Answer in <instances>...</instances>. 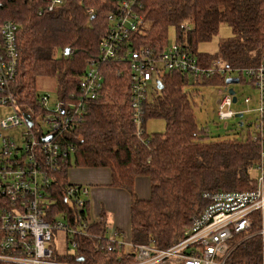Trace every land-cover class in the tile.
I'll return each mask as SVG.
<instances>
[{"label": "trees", "instance_id": "obj_1", "mask_svg": "<svg viewBox=\"0 0 264 264\" xmlns=\"http://www.w3.org/2000/svg\"><path fill=\"white\" fill-rule=\"evenodd\" d=\"M118 1L64 0L50 12L46 0H0V25L12 21L18 26L17 76L11 92L32 123L44 118L47 111L37 89L38 78L55 79L58 100L80 94L79 82L89 64L100 62L108 16ZM135 10L141 16L133 37L136 49L149 47L160 53L169 44L168 33L173 29L176 41L207 63L220 59L232 68L251 69L259 67L264 58V0H138ZM222 23L230 26L232 37L219 45L216 55L199 53V44L211 41ZM100 71L104 80L99 97L85 102L83 116L74 121L72 130L64 132L61 143L68 151L74 148L71 167L106 168L111 173L110 186L129 194V231L116 230L128 241L167 249L184 237L210 205L204 195L257 188L253 172L261 163L264 138L257 140L253 134L246 139L208 140L195 117L194 97L199 86L189 90L187 75L168 74L163 88L153 93L145 107L144 129L148 120L162 118L165 131L148 134L145 129L138 137L132 119L129 67L116 60L100 66ZM202 85L223 87L225 78L217 76ZM56 177L52 195L58 202L49 214L64 218L67 213L80 225L78 216L85 218L86 210L90 215L89 201L81 215H75L64 200L73 185L67 171ZM139 178L149 180L147 198L135 192ZM90 219V232L82 231L77 239V255L83 262L131 264L121 257L124 251L118 245L114 253L107 252L113 232H109L105 213L96 221ZM259 226V222L254 224L253 233ZM246 238L234 239L239 245L228 264H264L263 238ZM76 258L61 259L75 262Z\"/></svg>", "mask_w": 264, "mask_h": 264}, {"label": "built area", "instance_id": "obj_2", "mask_svg": "<svg viewBox=\"0 0 264 264\" xmlns=\"http://www.w3.org/2000/svg\"><path fill=\"white\" fill-rule=\"evenodd\" d=\"M53 3L61 1L53 0ZM136 3L137 0H119L117 11L108 17L109 29L101 42L100 62L89 64L79 82L80 94L58 100V109L44 119L46 129L43 126L36 129L26 126L21 146L9 137L25 124L23 116L30 115L16 105L11 92L17 76L16 28L13 24H6L0 31V105L14 110L12 116L0 120V264H87L82 256L77 255V239L82 236L81 231L90 232L88 211L85 218L78 216L79 225L72 222L67 213L64 221H60L53 213L50 215L49 210L58 202L52 195L57 184L56 176L67 171L74 152L73 147L70 151L64 149L61 139L64 132L74 128L75 116L83 112L84 109H78L82 101L91 102L99 97L104 80L100 66L127 58L128 63H124L131 74L130 102L138 137L145 131V107L151 102L153 93L168 74L177 72L188 76L191 84L188 89L201 86L205 80L223 76L225 85L216 101L218 119L227 121L237 118L238 114L254 111V136L257 140L264 138V58L257 68L237 69L220 59L207 63L177 41L168 44L160 53L149 47L136 49L133 37L141 23V17L135 10ZM241 77L256 85L258 98L254 109L249 108L250 97L244 100L246 109L233 108L238 98L235 91L237 101L234 102V95L229 90L236 84L227 85L226 80ZM47 99V96L43 98ZM2 131L8 134L4 135ZM260 161L256 189L204 195L210 205L175 245L167 249H158L152 244L135 246L124 233L112 231L106 244L107 252L114 253L118 245L124 251L121 257L131 264H228L229 257L239 245L235 238L260 236L264 240V151ZM88 193L86 186L71 185L64 195L66 207L79 215L86 209ZM256 222L260 226L253 233ZM56 231L66 233L63 246L54 243ZM73 256H77L75 262L61 259Z\"/></svg>", "mask_w": 264, "mask_h": 264}, {"label": "rangeland", "instance_id": "obj_3", "mask_svg": "<svg viewBox=\"0 0 264 264\" xmlns=\"http://www.w3.org/2000/svg\"><path fill=\"white\" fill-rule=\"evenodd\" d=\"M232 37V30L230 26L226 23H222L219 26V31L211 41L201 43L198 46L199 53H206L209 55H216L219 51V45ZM176 41V34L173 29L169 30L168 33V43L173 44ZM196 87V86H194ZM194 87L192 89L194 90ZM232 87V86H231ZM238 102L233 106L235 110L246 109L247 106L244 104V100L247 97L252 99L249 108L257 107V98L258 92L255 89L256 87L252 85L250 79H244L239 84L233 85ZM38 92L44 96H49L47 107L50 111L56 108L58 102L57 94V83L52 77L47 78H38L37 81ZM198 94L194 97L195 99V117L197 124L204 128L208 133V140H225V139H246L248 136L254 134V122L256 118V112H248L243 115L242 118H232L227 121H220L216 113V101L221 95L222 87H208V86H199L197 87ZM14 114V110L10 106H1L0 105V120L6 119ZM243 123V127L240 128L239 124ZM44 129L47 128V124L44 122L42 124ZM39 127L38 123L36 128ZM166 122L162 118L150 119L145 124V129L148 134L154 133H163L165 131ZM26 130V126L21 125L18 130L9 134L10 139L17 145L21 146L23 144L22 132ZM4 135L8 134L7 132L2 131ZM2 140L0 139V148ZM74 161V159H73ZM72 168L69 166L67 171ZM260 171L256 169L253 172L255 177H258ZM57 220L64 221L62 216H57ZM66 233L64 231H56L55 233V242L60 246H63L66 241Z\"/></svg>", "mask_w": 264, "mask_h": 264}, {"label": "crops", "instance_id": "obj_4", "mask_svg": "<svg viewBox=\"0 0 264 264\" xmlns=\"http://www.w3.org/2000/svg\"><path fill=\"white\" fill-rule=\"evenodd\" d=\"M67 173L70 183L88 188L87 200L93 220L100 219L104 212L109 232L129 231L130 196L125 190L110 186L111 173L108 169L72 167ZM135 192L138 197L147 198L150 194L149 180L147 178L137 179Z\"/></svg>", "mask_w": 264, "mask_h": 264}, {"label": "bare ground", "instance_id": "obj_5", "mask_svg": "<svg viewBox=\"0 0 264 264\" xmlns=\"http://www.w3.org/2000/svg\"><path fill=\"white\" fill-rule=\"evenodd\" d=\"M61 1V3H53V0H46V2L48 3V11H50V12H53L54 10H56L57 8H59L60 6H62L63 5V3H64V0H60ZM138 1V0H137ZM118 3H119V1H118ZM118 8V4H117V7H116V9ZM115 9V11H114V13L117 11ZM93 13V11L92 10H90L89 11V14H92ZM112 14V13H111ZM110 15V14H109ZM109 17V16H108ZM141 17V16H140ZM6 24H13L14 26H15V28H16V31H15V41H16V45H17V33H18V26L14 23V22H12V21H8V22H5V23H3L2 25H0V31L2 30V28L6 25ZM17 52H18V49H17ZM102 56V55H101ZM124 62H127V58L125 57V58H123L122 59ZM128 63V62H127ZM92 65V64H91ZM17 66H18V63H17ZM239 80V79H238ZM255 84V83H254ZM9 87V86H8ZM8 87L6 88V90H8ZM79 87H80V85H79ZM255 87H256V85H255ZM80 89V88H79ZM81 91V90H80ZM47 95H44V96H42V98H41V100H42V102H43V105H44V107L46 108V114L44 115V118L43 117H38L37 118V120H36V122L39 124V126H42V124L45 122V118L47 117V116H49V115H53L54 114V112L58 109V108H55V109H53V111H50L49 109H48V105H47V103H48V100H49V96H47L48 97V99L45 101V100H43V98L44 97H46ZM85 102L86 101H82V106H80V107H78V109H84V106H85ZM65 110H62L61 112H64ZM83 113H84V110H83V112H81L80 113V115L78 116V115H76L75 116V119L74 120H76L77 118H81L82 116H83ZM26 116H28V115H26ZM25 115L23 116V118H24V120H25V124H24V126H28V127H30V128H36V125H37V123H35L33 120V123L31 122V120H30V118L29 119H27V117H26ZM29 117V116H28ZM132 119H133V116H132ZM29 120V121H28ZM30 122L32 123V125H30ZM134 122V121H133ZM229 193H233V192H229ZM237 193V192H236ZM82 232V231H81ZM73 235H77V234H73Z\"/></svg>", "mask_w": 264, "mask_h": 264}, {"label": "water", "instance_id": "obj_6", "mask_svg": "<svg viewBox=\"0 0 264 264\" xmlns=\"http://www.w3.org/2000/svg\"><path fill=\"white\" fill-rule=\"evenodd\" d=\"M68 52H69V50L66 49V53H68ZM226 83H227V85L239 84V80L236 79V78H229V79L226 80ZM158 88H159V89H162V88H163L162 84H159V85H158ZM229 92H230L232 95H234V102H236V101H237V98L235 97V90H234L233 88H230ZM242 116H243L242 114H238V115H237V118H242ZM26 117H27V119H29L28 116H26ZM28 121H29V120H28ZM30 125H32L31 122H30ZM240 126H241V127L243 126V123H242V122L240 123ZM80 260H82V258H81Z\"/></svg>", "mask_w": 264, "mask_h": 264}]
</instances>
